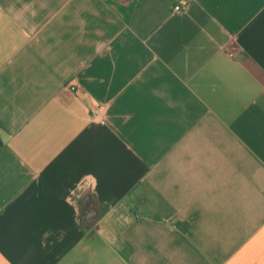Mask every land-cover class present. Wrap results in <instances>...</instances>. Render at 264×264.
<instances>
[{
    "label": "crops",
    "instance_id": "0c3cea01",
    "mask_svg": "<svg viewBox=\"0 0 264 264\" xmlns=\"http://www.w3.org/2000/svg\"><path fill=\"white\" fill-rule=\"evenodd\" d=\"M0 264H264V0H0Z\"/></svg>",
    "mask_w": 264,
    "mask_h": 264
},
{
    "label": "built area",
    "instance_id": "2783aa9c",
    "mask_svg": "<svg viewBox=\"0 0 264 264\" xmlns=\"http://www.w3.org/2000/svg\"><path fill=\"white\" fill-rule=\"evenodd\" d=\"M182 9V5L181 4H177L176 6H175V10H181Z\"/></svg>",
    "mask_w": 264,
    "mask_h": 264
}]
</instances>
